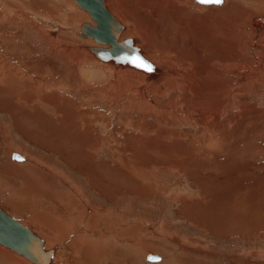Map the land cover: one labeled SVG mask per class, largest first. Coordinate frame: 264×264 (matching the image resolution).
Masks as SVG:
<instances>
[{"label": "bare ground", "instance_id": "1", "mask_svg": "<svg viewBox=\"0 0 264 264\" xmlns=\"http://www.w3.org/2000/svg\"><path fill=\"white\" fill-rule=\"evenodd\" d=\"M19 1L20 3H18L17 5L11 4L9 6L7 5L2 6V4H0V41L4 39L5 47L12 50V52H14L13 56H20V54H23L22 52L25 51L24 54L20 56V60L23 65L21 64V66L17 67L14 64V62L17 60V57L10 58L9 64L7 65H5V63L3 64V62H0V77H2L0 79L4 80V82L11 87L16 86L17 88H22L21 86H23V88L28 91L27 96H25L26 94H24V96L21 97V99H24L23 104L21 105L23 106L26 112H28V110H26L25 107L27 108V106H30V103L32 104V101H34V99L36 100L37 103H39L40 105L46 108L49 107V105L47 104L50 99H51L50 101L60 100L61 96L57 92L52 91V89L54 90V88H56V90L59 89L61 91H64L63 92L64 94L66 93L73 94L74 96L80 98L82 101L84 99L85 101L83 103H85L89 107L93 105L102 108L103 110H105V115H103V117L104 116L107 117V115L109 114V116L112 119L118 120V119H122L124 116L125 121L127 123L128 121H131V123L128 124L127 126L139 129L140 135L138 134L135 136V140H136L135 148L139 147L141 148V150L143 148H147L151 151L155 150L156 152H160V151L164 152L166 151V149L168 150L171 149L170 151H172L173 155H175V153L178 152V150L180 151L181 149L180 146L183 147V144L186 143V141L181 140L179 131L175 129V128H180L182 126H195V127H200V129L202 128L201 132L199 133L202 134L204 132L205 133L204 136L206 137L203 139L201 145L210 152L218 151L219 153L220 151H222L221 149H223L225 146L229 147L230 149L233 148L232 150H236V148L238 149L239 145L241 146V144L246 140V136H244V132L242 130L243 128L241 126V122L236 119L237 117L236 118L229 117V119L226 121L228 126H231L233 128L232 130H227L226 123H224L223 125H221L220 123L221 120L226 116V111H227V110L225 111L226 106L232 105L233 108L237 110H242L244 103L240 99L241 96L245 95L246 91H249L251 94H257L258 89L264 86V85L262 86V84H264V78L263 80H259L260 78L259 76L261 75H259L256 72L257 70L253 72L252 70L254 69L252 68V66L251 68L249 67L251 63L242 57V53L240 50V45H241L240 41L242 37L241 29L245 28L243 27L245 23L243 19H241L242 17L238 18L239 16L238 17L234 16L233 18L231 16L232 12L235 11L236 8H238V3L242 2L243 0H223L221 4H200L194 0H177V1L170 0L172 1V3L168 1L169 3L168 6H174L173 9H175V13L178 12L179 10H182V8H180L181 5L180 4L176 5V4L182 3L184 1L187 2L192 1L198 6H204V7L215 6L220 8V9L216 8V11L214 12L216 21H211V23L207 20L209 18L207 19L203 18L204 20L202 21H201L202 18L197 20H183V21L176 19L174 20L175 22H179V25L177 26L179 29H182L180 30L181 33L185 32L189 35L190 31L194 32L195 34H197L198 31L200 35L202 34V36L200 35H196V36H200L199 38L201 39L203 37V39H205L206 42L208 43L207 45V43L200 41L198 47L197 44L199 40H201L198 38L199 40H195L197 41V43L195 42L196 49H194L195 48L194 47L193 51H191L193 53L187 55H182V53H179L181 50L177 51L174 49L171 50L168 47L158 46L159 48H156L155 46H153L154 44H152V42L150 41L151 39L146 38L145 35L142 34V32L145 30V28L142 27L143 24L141 25L139 21L137 22L136 21L137 18L131 17L134 18L135 24L141 34L134 33V31H132L133 27L130 24H129L130 27H128V24L124 23L125 24L124 30L122 31L119 40H122L123 37L126 35L128 29H130L129 31H131L130 32L131 34L129 33V31L127 34L129 36L134 35L133 37H135L134 39L135 45L140 47V52L142 56L146 59L148 64L151 65L153 69L152 71H146L144 69L134 67L130 64L117 65L113 60L106 61L99 58L100 60L98 61L94 56L90 54L91 52L94 53L90 49L91 46H87V47L83 46L84 51L81 50L83 49L82 47H79L78 49L74 48L73 50L76 53H78V55L81 54V56L83 57H84V52L86 51V55H88V57L91 60H93L95 63L90 62L86 56L84 57V59L82 57L77 58L80 59V62L88 61L87 63L88 64L90 63L92 67L91 68H89L90 66L89 67L87 66L88 68L74 67L70 70V72H67L68 67L66 68V64H65V62L69 61L66 51L72 50V48H69L68 45L67 48H65V51L63 50V53L58 47L54 49V52H52L51 50H49L50 51L49 52L45 49L47 51L46 52L44 48L37 46L39 45L37 43L36 45H34L35 48L33 47L31 49H26L25 47L24 49L26 50L24 51L20 49L24 47V46L22 47L19 46V42L21 41L35 43V41L37 42L38 38L41 37L44 39L43 41H47L45 39V36L48 35V31L46 27L50 28L51 26H47L48 24L44 26L45 23L42 25L39 24V22L43 21V19L45 20V22L46 19L50 20L51 22L53 21L52 20L53 18L47 15L46 14L47 12L45 13L44 11H42V8L32 6L31 4H33V2L35 3L34 0H27L26 3H24L22 0ZM74 1L78 5L77 1L76 0ZM158 1L161 3L160 0ZM47 2L48 0H42L43 5L45 3L47 4ZM66 6L68 8V5ZM161 6L163 5L161 4ZM255 6L253 7L252 11H250L249 14H252V17L253 16L256 17L251 18L250 23L247 24L251 29L256 31L257 34H261V33L264 34V22L260 20V18H258L259 14L264 13V4H261L260 7H255ZM79 8L82 9L81 7ZM82 10L87 12L85 9ZM88 15L91 17L89 13ZM38 16H40L41 19L36 18ZM168 16H172V15L168 14ZM84 17H85L84 19H86L87 22H90L86 16ZM158 17L159 18L162 17L161 14H159ZM34 19L35 22L33 21ZM92 21L96 25V22L93 19ZM160 24L161 25H158L157 27H163L162 23ZM81 27L82 25L79 27L80 31H81ZM228 30H231V36H232V42H230V45H229V41L225 40L227 36L230 35ZM164 31H166V29ZM152 34H149V36L150 35L152 36ZM173 34L171 35L173 36ZM50 35L51 37L53 36L55 37L54 34L50 33ZM142 35L144 37V41ZM166 35L169 34L167 33ZM57 36L58 34H56V39L60 38ZM76 36L77 37L79 36V38L81 37V40L82 38H84L83 40L84 42H87L88 38H90L96 43L97 46L102 45L100 43H97L92 37L80 36V32ZM77 37L76 39H78ZM193 38H196L195 35ZM54 40L53 42H55ZM148 41L152 44L153 47L150 46ZM178 44L175 45L177 46ZM64 47H66V45ZM104 47H107V45H104ZM150 48H152L153 51L149 50ZM150 51L151 53H149ZM68 53L71 54V51ZM155 55H157L160 58H157ZM190 55H193L194 59H192L191 58L192 56L190 57ZM248 55L251 58H255V63H256L255 66L258 65L260 68H264V59H259L257 55H254L253 49L252 51L249 52ZM80 62H78V64ZM78 64L76 63V65ZM22 67L25 70H22ZM5 69L7 70L6 73L4 71ZM18 70L20 72H17ZM20 73H22L23 76L22 80L21 78L18 77L19 75H21ZM232 76L235 77L233 78ZM121 79L124 80L123 83L124 82L127 83L126 87H128V90L127 91L125 90L126 93L124 94H120V93L118 94L117 92L118 85L120 84L119 82ZM97 81L100 82L96 83ZM38 87L40 88L41 92L42 90L46 92L48 91V93L43 94L44 101L43 100L41 101L40 100L41 98L36 99L39 95L31 93L32 90L37 91L36 88ZM55 93H57L58 96ZM67 96L61 98V100L63 99L65 101L64 103L66 105L64 107L66 111L65 112L63 110L61 111V109L58 110L55 107L57 103L55 101L56 103L53 104V106L55 107L54 112L51 113L50 117H54L55 119L54 122L56 123V125H60L62 129L63 128L65 129L66 127L68 128L67 131H63L61 132V134L57 133L56 136H58L57 138L62 139V141L64 140L65 143L69 145L76 144L77 146L76 154L72 155L70 152H66L68 154L65 155V154H60V151H56L57 154H59V158L56 159L57 161H55L57 163H53L51 161L52 160L51 158L43 157L44 158L43 159L40 156L37 159L36 157L38 156L37 154L36 155L33 154V156H31L30 154L32 152L28 148L30 150L28 151L30 156L29 158L28 154L25 151H23L21 148L17 147V143H16L14 145L15 149L17 148L18 150H20L19 152L20 155H23L25 159L23 160V159L15 158V160H13L12 158L13 151L11 152V154L8 153L9 155L7 156L6 160L8 161L9 164L12 165L11 167L15 169L16 173L6 174L4 170V172L0 175V177L2 178L4 177L5 180L6 179L8 180L7 182L9 184L8 186L16 185L17 183L18 185H21L20 181L19 183L18 181L14 180V178L16 179V177H19V180L21 179V181L23 182V185L25 187L22 189L23 193L16 192L15 194L10 187H9L10 189H7L5 192L6 194L10 193V196H12L13 199H16L14 200L15 206L14 204L12 205L11 203L12 207L14 206L13 210L17 211L19 214H21V216L25 218L24 223H26L27 225L28 224L33 225L34 228L33 231L38 235H40L42 239H44L45 248L46 249L54 248V256L50 264H63V262H65L66 260V257L63 256V252L65 253V251H71L69 247H62L60 245V240L62 239L63 240L68 239L67 243L65 244L71 246L81 245L80 250L77 251L73 250V251H75L76 253H84L85 255H83L82 258L76 257L77 259L75 260V264H95L96 262L94 259V248L98 243V239L105 237V239H108L111 242H113V240H116L117 243L120 242V240L122 239L123 240L126 239L123 242V246H127V244H129L128 234L125 233L124 229H129L127 225L129 222L128 220L129 219L137 220L138 217L140 218L142 216L139 215L140 213L135 214L133 212H130L128 210V207H124V206H123L124 208L122 207L116 209L115 207H108L100 204L101 207H104L103 210L100 211L101 209H98L99 204L93 202L94 199L92 200L90 199L91 197L90 198L84 197L86 190L85 187L88 185H83V183H79L78 181H75L74 176L71 175L69 172H67L65 167L71 169V166L72 167L78 166L76 170L81 171L82 175L85 177V181L89 184H92L89 187L95 188L94 189L95 193L101 194L102 197H104L106 200L109 201L111 200L112 202H114L115 200H117V195H116L117 193L114 192V188H113L114 177L112 173H114V175L117 173L121 175L120 176L121 178L124 179L127 177L129 178L130 175H132V170H133L132 168H134V170L138 172L144 167H147L149 165L148 164L149 162L147 163L146 160H142L141 157L140 162H138V164L136 162L135 164V166L137 167L135 166L133 167V165L129 163L130 160H127L126 158H123L121 160L122 162L119 161L118 164L115 163V160L110 159L112 156L116 154V152L118 154L121 153L124 154L125 152L126 154V152L131 151L132 153L133 151H135V148H132V146L134 145L131 146L132 143L130 140L131 138L134 139V137H131L129 139L128 137L126 138L127 141L125 142H128L129 144L128 146L130 148L123 146L122 148L114 149L113 148L114 144L117 143L116 138L110 140L109 138H107L106 136L107 134H105L104 139L98 138L96 136V133L91 129L93 127H90V125H88L87 123L83 127L84 129L78 127L79 126L78 120L83 119L84 122H87V119L90 116V112L85 111L84 113H80L79 107H77L72 100H69ZM198 102L202 104V106L201 105L198 106L197 105L199 104ZM187 105L189 108L188 112L183 113L182 111L183 107L186 108ZM50 107L52 108V106ZM34 110L39 112V114L40 113L43 114L41 110L39 111L35 107ZM72 111L79 112V114L77 113L79 117H77V114H74V112L72 113ZM242 114L243 112L240 115ZM147 119H153L159 124L164 123L170 125L172 128L171 129L169 128L170 130L165 132L164 130H160L159 128L157 129L156 128L157 126L155 125L145 124L144 121ZM104 126L106 131L108 130L110 131V133L111 132L113 133L112 130L106 128L108 126L107 122H105ZM256 131L257 129H252V131L249 132L247 131V132L250 133ZM152 133H155V136H152ZM123 134L124 136L127 135L126 133ZM130 136L132 135L130 134ZM231 137L233 138V140ZM247 140H249V138ZM2 141L3 140L1 138L0 143ZM192 143H194V141H192ZM60 149L61 151H64V149L62 148ZM191 149L195 150L196 148L192 146ZM225 150L227 149L225 148ZM51 152L54 153V150H51ZM2 153L3 151L2 152L0 151V162L3 161L2 156L4 155ZM110 153L111 155L107 157V155ZM136 154L134 157V162L136 161V158L140 157V156L138 157V155ZM60 155L62 156L65 155V157H62L64 162L60 159ZM187 155L188 157H190V159H193L192 151L189 152ZM101 156L107 157L108 160H110L111 162L108 160L107 162H101V163L98 162ZM185 157L187 158V156ZM208 157L209 155L206 154L205 161H207L208 163L212 162L213 157L212 159ZM222 161L220 162V164L222 163L223 165ZM189 163L190 164L194 163V161L193 162L190 161ZM151 164L157 165L158 163L153 162ZM29 172L35 176L38 182L43 184V186L45 185V188L43 186L30 185L29 176L27 174ZM11 177H13V179ZM4 178L1 180L3 181ZM23 178L25 179V181ZM56 182H58L59 188ZM4 183H6V181ZM120 194L124 195V193H120ZM24 195L29 198L26 199ZM2 208L5 210L4 207ZM6 212L8 213V211ZM11 216L15 217L12 214ZM241 217L242 216H240L237 213V216L235 215L234 218L241 220ZM126 220H127V224L124 225V221ZM118 230L122 232L119 231L120 232L119 233ZM108 240L106 241L108 242ZM172 241L175 242V239ZM0 245H2L7 249H10L9 247L4 246L1 243ZM10 250L13 251L12 249ZM13 252L16 255L26 258L31 264H36L27 257L18 254L15 251ZM117 252L123 253L125 251L118 250ZM5 253L6 252L4 250L0 249L1 256L5 255ZM116 254L111 253L109 257L104 259V262L102 261L103 264H105V261L106 264H110V262L114 264L113 259L116 260L118 264H122L120 260L121 258L119 257L120 254L119 255ZM207 255H210L213 258L215 257L224 258V255L222 253L220 254V252H211V254L209 253ZM9 258L10 261L16 264H25V263L30 264L29 262L24 261V258L19 259L14 256H11ZM129 258L131 259L130 255L126 257L125 264H130L128 263V261L129 262L131 261V263L133 264L132 259L129 260ZM19 260L24 261L25 263ZM163 260H164L163 258H160L159 261H151V262L152 263L160 262L158 264H161Z\"/></svg>", "mask_w": 264, "mask_h": 264}, {"label": "rangeland", "instance_id": "2", "mask_svg": "<svg viewBox=\"0 0 264 264\" xmlns=\"http://www.w3.org/2000/svg\"><path fill=\"white\" fill-rule=\"evenodd\" d=\"M11 1L0 0V4H2V6H9L11 4L17 5L18 3H20L19 0ZM22 1L26 3L27 0ZM34 1L35 3L33 2V4L31 5L42 8V11H44L45 13L47 12L46 14L51 16L53 18V21L50 22V20L46 19V22H48L46 23L43 19V21L39 22V24L42 25L45 23L44 26H46V24H48L47 26H51L50 28L46 27L48 35H46L47 37L45 36V39L47 41H43L44 39L42 37H37L38 41H35V43L21 41L19 42V46L24 47L20 49L24 51L33 47L35 48L34 45H36L37 43L39 44L37 46L44 48V50L46 49L47 51L51 50L52 52H54V49L58 47L63 53V50L65 51V48H67L68 45L69 48H72V50H70L71 54L68 53L70 51H66L67 57L69 59L68 62H65L66 68L68 67L67 72H70V70L74 67L88 68L90 66L89 68H91L92 66L90 65V63H87L88 61L80 62V59H77L81 57L84 59V57L86 56L90 62L95 63L88 57V55H86V51L84 52L83 57L81 56V54L78 55V53L73 50L74 48H83V46L87 47L96 45V43L90 38H88L87 42H84V38H82L81 40V37L79 38V36H76L80 32L79 27L84 22H87L86 19H84V16L88 18L90 23L95 25L88 13L80 9L74 0H48L47 4L45 3L44 5L42 3V0ZM160 1L161 3L158 0H106L105 3L108 9L114 13L119 21H121L123 24H128V27H130V24L133 27L132 31H134V33L141 34L135 24L134 18H137L136 21H139L141 25L143 24L142 27L145 28L142 34H144L146 38L151 39L150 41L156 48L168 47L171 50H181L179 53H182V55L192 54L193 52L191 51H193V48L195 47L194 49H196L197 41L195 40L201 39L199 37L202 36V34L200 35L197 30V34L190 30L189 35L185 32L181 33L180 30L182 29H179L177 26L179 25V22H175L174 20L176 19L183 21L197 20L202 18V21L209 18L207 20L211 23V21H216L214 12L216 11V8L218 9L219 7L198 6L192 1H184L185 3L182 2L176 4H180V8H182V10H179L175 13V9H173L174 6H168V1L170 0ZM170 3H172V1H170ZM161 4L163 6H161ZM261 4H264V0H243L242 2L238 3V8H236L235 11H233L231 14L233 18L234 16H239L238 18L242 17L241 19H243L245 23L243 25V27L245 28L242 27L243 29H241L242 37L240 41V50L242 53V57L251 63L249 67L251 68L252 66V68L254 69L252 71L254 72L255 70H257L256 72L261 75L259 76L260 78L258 77L259 80H263L264 78V68H260L258 65L255 66V58H251L248 54L253 49L254 55H257L259 59H264V34H257L256 31L251 29L247 23H250L251 18L256 17H252V14H249L250 11H252L255 5V7H260ZM66 5H68V8ZM82 13L84 14V16ZM159 14H161L162 17L159 18ZM168 14L172 16H168ZM259 15L258 18H261L262 16L264 17V13ZM36 18L41 19L40 16ZM139 18L141 19V21ZM33 21L35 22V19ZM159 22L162 23L163 27H157L158 25H161ZM156 23L159 24L157 25ZM163 28L164 30L166 29V31H164ZM129 30L130 29H128V31ZM170 30L173 31L171 32ZM130 32L131 31H129V33ZM228 32L230 35H228L225 40H228L230 45V42H232L231 30H228ZM50 33L54 34L55 37H51ZM127 33L123 37V39H135V37H133L134 35L129 36ZM167 33L169 35H166ZM170 33L173 34V36ZM56 34H58L57 37L60 38L56 39ZM149 34H152V36H149ZM194 35L196 38H193ZM76 37L80 41L76 39ZM53 40L55 42H53ZM258 40L260 43L258 42ZM200 41L207 43L206 40L202 37V39L199 40L197 44L198 47ZM4 42V39L0 41V62H3V64L5 63V65H7L9 64L10 58L17 57V60L14 62V64L17 67L21 66L22 63L20 60V56L23 55L25 51H20L23 53L20 54V56H13L14 52L6 48ZM148 43L150 44V46H152L149 41ZM175 44L178 45L176 46ZM65 45L66 47H64ZM25 47L26 49H24ZM81 50L84 51V48ZM149 50L153 51L152 48H150ZM151 51L149 53H151ZM90 54L94 56L98 61L100 60L94 53L91 52ZM155 56L157 58H160L157 55ZM190 57L194 59L193 55H190ZM74 58L76 59V61ZM77 61L80 63L78 64ZM76 63L79 66L76 65ZM22 70L25 69H23L22 67ZM4 71L6 73L7 70L5 69ZM17 72L20 71L18 70ZM20 74L21 75L18 74V77L22 80V73ZM232 77L234 78L235 76ZM123 81L124 80L121 79L119 82L120 84L118 85L117 89L118 94H124L128 90V87H126L127 83H123ZM98 82L100 81H97L96 83ZM263 85L264 84H262V86ZM21 87L22 88H17L16 86L11 87L6 84L4 80L0 79V140L1 138L3 140L0 143V151H3L2 154L4 155L2 156L3 161L0 162V175L4 172V170L6 174L16 173L15 169L11 167L12 165L9 164L6 160L7 156L11 154L12 151H16V153L20 154V150H18L17 148L15 149L14 145L16 143L17 147L25 151L28 156V151L31 150V156H33V154H37V159L40 156L42 158H51V161L53 163H57L55 161H57L56 159L59 158V154H57L56 151H60V154L65 155L68 154L66 152H70L72 155L76 154V144L69 145L65 143L64 140L62 141V139H59L57 138L58 136H56L57 133L61 134V132L67 131L68 128L66 127L65 129H62L60 125H56V123L54 122V117H50L51 113L54 112L55 107L58 110L61 109V111H66L64 107L66 105L64 103L65 101L63 99L61 100V98L67 95L70 96H67V98L69 100H72L74 104L79 107L80 113H84L85 111L90 112V116L88 117L87 122H84L83 119L78 120V127L84 129L83 127L87 123L88 125H90V127L94 128L91 129L96 133V136L98 138L104 139L105 134H107L106 136L110 140L116 138L117 143L114 144V149H119L123 146L130 148L128 146V142H125L127 141V137L128 139L134 137V139H130L132 143L131 146L134 145L132 146V148L136 147L135 136L138 134L140 135V131L137 128L127 126L131 123V121H128L127 123L124 116L122 119L114 120L108 114L107 117L104 116V118L103 115H105V110H103L102 108L93 105L89 107L85 103H83L85 101L84 99L82 101L80 98L74 96L73 94H64V91H61L59 89L56 90V88H54V90L52 89V91L57 92L61 96L60 100H53V102L50 101V99L47 104L49 105L48 108L37 103L35 99L34 101L31 100L33 105L30 103V106H27L28 109L25 107V109L28 110V112H26L21 105L23 104L24 100L21 99V97L24 96V94H26L25 96H27L28 91L25 90L23 86ZM36 89L37 91L32 90L31 93L39 95L37 98H35H41L40 100L42 101L44 97L43 94L48 93V91L46 92L42 90L41 92L39 87ZM248 92L249 91H246L245 95H242L240 98L244 103L242 109L243 111L233 108L232 105L226 106V109L224 108L225 111L227 110L226 116L220 122L221 125H223L224 123H226L229 117H237L236 119L241 122V126L243 128L242 130L244 132V136H246V140L241 144V146L239 145L238 149L236 148V150H232L233 148L230 149L229 147L225 146L219 153L218 151L210 152L201 145L203 139L206 137L204 136V132L202 134L199 133L201 132L202 128L200 129V127L195 126H182L175 129L179 131L181 140L186 141L187 144L184 143L183 147L180 146V151L178 150L175 155H173V152L170 151L171 149H166V151L163 150L164 152H156L155 150L151 151L147 148H143L141 150V148L139 147L135 148V151H133L132 153L131 151L126 152V154L125 152L124 154H118L116 152V154L110 159L115 160V163L117 164L119 161L122 162L121 160L123 158H126L127 160H130L129 163L134 167L136 162L138 164V162H140V160L142 159L146 160L147 163L149 162V167H144L141 170L138 169V172H136L134 168H132V175H130L129 178L127 177L125 179L121 178V175L117 173L115 175L114 173H112L114 177L113 188L114 192L117 193V200H115L114 202H112L111 200H106L104 197H102L101 194L95 193V188L89 187L92 184L87 183L85 181V177L82 175V172L76 170L78 166H71V169L65 167L66 171L74 176L75 181L83 183V185H88L85 187L86 190L84 197H91L90 199H94L93 202L99 204L98 209H101L100 211H102L104 208L101 207L100 204L108 207H115L116 209L122 208L124 206L128 207V210L130 212H133L135 214L140 213L139 215L142 216L140 218L138 217L137 220L135 219L136 221L134 219H129L128 224L127 220L124 221V225L127 224L129 228L124 229L125 233L128 234L129 244H127V246H123V242L126 239H122L118 243L116 240H113V242H111L108 239H105V237L98 239V243L94 248V259L96 262L95 264H103L104 259L109 257L111 253H117L116 255L120 254L119 257L121 258L120 260L122 264H125L126 257L128 255H130L133 264L160 263H152L147 261V256L150 253H156L161 256V258L164 259L161 264H264V86L258 89L257 94H251L250 92ZM54 103H56L55 107L53 106ZM197 105L202 106V104L200 103ZM50 106H52L53 109ZM34 107L39 111L41 110L43 114H39V112L35 111L36 109L34 110ZM188 109V105L186 106V108L183 107V113L188 112ZM241 111L243 112L242 115H240L242 113ZM73 112L74 111H72V113ZM77 113L79 114V112L77 111L74 112V114ZM78 114L77 117H79ZM105 122H107L108 124L106 128L112 130L113 133L105 130ZM144 123L155 125L157 126V129L159 128L160 130H164L165 132L169 131L172 128L170 125L164 123L159 124L153 119H147L144 121ZM226 128L227 130L233 129L231 126H228V124L226 125ZM252 129H257V131L248 133L249 131H252ZM123 133H126L127 135L124 136ZM130 134L132 136H130ZM152 136H155V133H152ZM248 138L249 140H247ZM192 141H194L195 144L192 143ZM190 145L191 147L194 146L196 149L192 150ZM60 148L64 149V151H61ZM225 148L227 150H225ZM51 150H54V153L51 152ZM140 151L142 152V154ZM188 151H192L194 156H192L193 159H190V157H188ZM205 153L209 155L211 159L213 157L212 162L208 163L207 161H205ZM135 154L140 157L136 158V161L134 162ZM65 155H60V159L63 162L64 160L62 159V157H65ZM110 155L111 153L108 154L107 157H109ZM184 155L187 156V158ZM107 157L101 156L98 162H107ZM190 161H194V163L190 164ZM221 161L223 162V165L222 163L220 164ZM153 162H156L158 164L152 165L151 163ZM189 166L191 170L189 169ZM27 174L29 176L30 185L43 186V184L36 180L33 174H31L30 172ZM3 178L0 177V205L4 207L5 210L10 213V215L12 214L15 217L17 216L16 218L24 223L25 218L21 216V214H19L17 211L13 210V207L15 206L14 200L16 199H13V197L10 196V193L6 194L5 192L7 189L11 188L15 194L16 192L21 193L22 189L25 188L23 182L21 181V179L19 180V177H16L17 180L15 178L14 180L18 182L20 181L21 183H19L21 185H18L17 183L16 185L8 186V180H5L4 178L3 181H6V183H4L1 180ZM11 178L13 179V177ZM56 184L59 188L58 182H56ZM43 187L45 188V185ZM120 193H124V195ZM24 197L26 199L29 198L25 195ZM11 203L12 205L14 204L13 207ZM237 213L242 216L241 220L234 218L235 215L237 216ZM217 214H219L220 216ZM26 226L34 230L32 224H26ZM119 231L120 230H118V232ZM174 239L175 242L172 241ZM67 240L68 239L60 240V245L62 247H69L71 251L80 250L81 245L71 246L65 244L67 243ZM106 240H108V242ZM0 249L6 252L5 255H0V264H16L9 260V257L11 256L17 257L19 259L24 258L22 256L16 255L13 251L3 247L2 245H0ZM116 250L125 251L127 253H119ZM71 251H65V253L63 252V256L66 257V260L65 262H63V264H75V260L77 259L76 257L82 258V256L85 255L84 253H76L75 251ZM211 252H220V254L222 253L224 255V258H213L212 256L207 255L209 253L211 254ZM131 259L129 258V260ZM24 261L29 262L26 258H24ZM24 261L21 262L25 263ZM113 261L114 264H118L116 260L113 259ZM128 263L132 264L131 261H128ZM110 264L113 263L110 262Z\"/></svg>", "mask_w": 264, "mask_h": 264}, {"label": "water", "instance_id": "3", "mask_svg": "<svg viewBox=\"0 0 264 264\" xmlns=\"http://www.w3.org/2000/svg\"><path fill=\"white\" fill-rule=\"evenodd\" d=\"M76 1L79 7L85 9L96 22V25L84 22L80 36L92 37L97 43L102 44L101 46L90 47L98 58L106 61L113 60L117 65L130 64L132 66L134 65L129 61L135 57L146 61L140 52V47L135 45L133 38L119 40L124 30V24L108 9L105 0ZM194 1L197 2V0ZM260 20L264 22V17H261ZM104 45H107V47H104ZM14 156L17 159H24L18 153H15ZM0 243L36 264H50L54 256V248L46 249L44 239L40 235L8 214L1 206ZM147 260L150 262L158 261L160 257L150 253Z\"/></svg>", "mask_w": 264, "mask_h": 264}, {"label": "snow or ice", "instance_id": "4", "mask_svg": "<svg viewBox=\"0 0 264 264\" xmlns=\"http://www.w3.org/2000/svg\"><path fill=\"white\" fill-rule=\"evenodd\" d=\"M198 3L200 4H221L223 0H197ZM135 67L142 68L146 71H152V67L150 64H148L146 61L141 60L139 57L133 58L131 61Z\"/></svg>", "mask_w": 264, "mask_h": 264}, {"label": "crops", "instance_id": "5", "mask_svg": "<svg viewBox=\"0 0 264 264\" xmlns=\"http://www.w3.org/2000/svg\"><path fill=\"white\" fill-rule=\"evenodd\" d=\"M13 158V157H12ZM13 160H15L14 158H13Z\"/></svg>", "mask_w": 264, "mask_h": 264}]
</instances>
